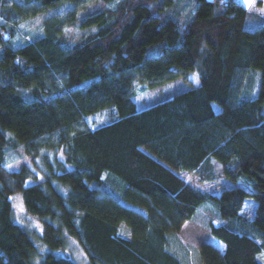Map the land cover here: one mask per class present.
I'll return each instance as SVG.
<instances>
[{
	"label": "trees",
	"instance_id": "1",
	"mask_svg": "<svg viewBox=\"0 0 264 264\" xmlns=\"http://www.w3.org/2000/svg\"><path fill=\"white\" fill-rule=\"evenodd\" d=\"M177 1L0 0V264H76L68 236L89 264H189L171 236L205 205L223 248L200 244L201 263L264 264V18L238 0H189L180 24ZM44 13L41 33L21 40ZM191 73L197 86L136 106L137 93ZM107 108L115 118L91 128ZM17 146L32 168L7 169ZM211 160L241 185L212 194L178 175L211 179ZM16 192L41 221L38 243L13 219Z\"/></svg>",
	"mask_w": 264,
	"mask_h": 264
},
{
	"label": "rangeland",
	"instance_id": "2",
	"mask_svg": "<svg viewBox=\"0 0 264 264\" xmlns=\"http://www.w3.org/2000/svg\"><path fill=\"white\" fill-rule=\"evenodd\" d=\"M190 1L178 0L172 9V14L176 16L177 21L180 24H183L192 15L193 4ZM241 1L247 9L252 12H254L257 8V12H259L264 18V5L258 8L256 5L257 0ZM193 2L195 1L193 0ZM105 6L106 4L98 1L94 3L88 11L101 9ZM63 10H65V8H59L55 12L60 14ZM256 15L259 16L258 14ZM45 16L46 15L44 13L22 23L19 29L20 39L28 41L32 40L35 36H38L41 33V25L43 20L46 18ZM66 34L68 37L78 38L80 36V29L74 25L73 27L67 29ZM256 73L259 75V71H256ZM197 85V76L195 73H191L187 76L186 81L183 79H175L166 82L156 88L137 93L136 96L133 97V100L139 109L147 108L148 106L170 99L175 94ZM115 116L116 114L114 109L107 108L88 116L86 120L91 128H96L110 122L113 118H115ZM58 158L60 160L63 159L60 154ZM21 165H26L27 167L32 168L30 159L26 157L21 148L17 146L8 154V164L6 167L10 171H16ZM210 167V172H208L210 174L203 173L207 177H212L208 180L207 178L206 180H202L201 175H197L195 173H179L178 175L193 187L212 194H217L225 187L241 185L240 182H233L224 178L222 166L219 162L211 160ZM11 204L14 221L25 228H28L31 232L30 234L32 239L38 243L36 238L40 237L42 233V225L39 218L25 211L20 193L16 192L11 196ZM255 206L256 204L251 197L246 198L241 214L251 220L254 216ZM209 221H211L215 226L223 224V221L218 217L217 210L212 206L205 205L197 211L192 220L183 224L178 233L171 236V246H173L172 249L189 264H202L197 248L200 244L207 243L219 250L223 248V244L211 236L208 230ZM64 250L66 251L64 253L67 254L68 258L73 260L76 264H89L84 251L76 239L68 236ZM261 260V262L264 263V254L261 256Z\"/></svg>",
	"mask_w": 264,
	"mask_h": 264
},
{
	"label": "crops",
	"instance_id": "3",
	"mask_svg": "<svg viewBox=\"0 0 264 264\" xmlns=\"http://www.w3.org/2000/svg\"><path fill=\"white\" fill-rule=\"evenodd\" d=\"M239 2H241L242 4H243V2L241 1V0H238ZM256 5L258 6V8H260L261 6H263L264 5V0H257V3H256ZM248 11L249 12H251V13H253V14H258L260 17H262L261 15H260V13L259 12H257V8H256V10L254 11V12H252V11H250L249 9H248ZM186 223V222H185ZM184 223V224H185ZM212 236V235H211ZM214 238V237H213ZM215 239V238H214ZM217 240V239H216Z\"/></svg>",
	"mask_w": 264,
	"mask_h": 264
}]
</instances>
